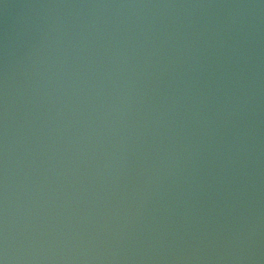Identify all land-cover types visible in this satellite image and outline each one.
<instances>
[{
	"label": "water",
	"instance_id": "water-1",
	"mask_svg": "<svg viewBox=\"0 0 264 264\" xmlns=\"http://www.w3.org/2000/svg\"><path fill=\"white\" fill-rule=\"evenodd\" d=\"M0 264H264V0H0Z\"/></svg>",
	"mask_w": 264,
	"mask_h": 264
}]
</instances>
